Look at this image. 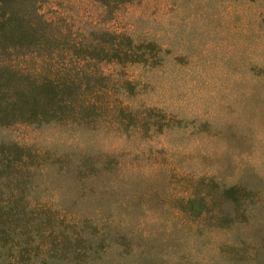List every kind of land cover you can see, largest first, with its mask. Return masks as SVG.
I'll use <instances>...</instances> for the list:
<instances>
[{
	"label": "rangeland",
	"instance_id": "obj_1",
	"mask_svg": "<svg viewBox=\"0 0 264 264\" xmlns=\"http://www.w3.org/2000/svg\"><path fill=\"white\" fill-rule=\"evenodd\" d=\"M0 16V264H264V0Z\"/></svg>",
	"mask_w": 264,
	"mask_h": 264
},
{
	"label": "trees",
	"instance_id": "obj_2",
	"mask_svg": "<svg viewBox=\"0 0 264 264\" xmlns=\"http://www.w3.org/2000/svg\"><path fill=\"white\" fill-rule=\"evenodd\" d=\"M3 27H4V20H3V18L0 16V31L3 30Z\"/></svg>",
	"mask_w": 264,
	"mask_h": 264
}]
</instances>
